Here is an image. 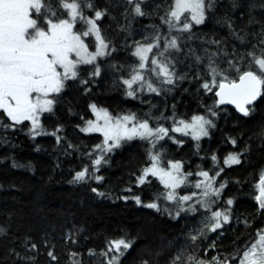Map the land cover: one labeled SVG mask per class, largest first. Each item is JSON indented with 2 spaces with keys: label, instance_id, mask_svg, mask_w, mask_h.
<instances>
[{
  "label": "snow or ice",
  "instance_id": "obj_1",
  "mask_svg": "<svg viewBox=\"0 0 264 264\" xmlns=\"http://www.w3.org/2000/svg\"><path fill=\"white\" fill-rule=\"evenodd\" d=\"M123 2L130 6V11L128 7L124 8L121 15L125 17L126 25L118 24L117 27L129 37L134 35L132 26L138 18L147 16L151 19L161 7L157 4L148 11V0ZM228 3L229 7L217 13L218 0H168L164 13L159 15V24L142 26L144 35L139 40L133 39L129 43L126 39L124 47L125 50L131 49L130 62L108 64L114 76L118 77L113 82L124 87V94L133 98L142 92L161 95L165 90L171 91L177 81L195 80L199 82V88L215 94L213 104L202 106L204 112L194 113L185 119L177 117L173 105L171 116H165L162 112L158 117L146 114L141 118L134 112L113 115L107 108L93 102L88 104V109L95 119L84 120L82 116L83 126L76 125L84 133H100L102 140L84 154L91 160V168L87 164L83 165L81 170L75 171L69 183H86L93 178L97 182L102 181L104 177L98 171L108 163V157L113 151L134 139L145 141L148 147L144 165L138 174L131 173L135 179L130 180V185H145L150 177H154L164 190L155 192L146 203L139 195L131 199L137 205L143 204L161 214L167 213L172 219H176L182 212L195 213L202 209L204 216L200 226L186 233V242L193 246L198 241H206L209 233L215 234L218 230L220 239L224 234V226H230L234 198L230 196L223 199L222 191L227 181L217 179L224 172V167L218 163L219 158L214 151L210 157L212 166L205 170L197 165L200 170L195 172L196 179L192 181L190 177L193 173L184 171L181 160L169 159L164 164L163 152L157 149L165 138L177 144L184 142L177 140L173 133L191 136L197 142L201 137L209 136L210 129L216 127L218 105L225 102L234 105L238 113L250 118L255 114L258 98L264 99V14L257 19L254 12L259 8L264 13V0H260V3H256V0H228ZM120 6L109 3L99 7L95 0H0V127L5 133L18 126L23 128V122H29L30 127L25 130L30 137L46 134L54 136L58 145L62 143L65 138L59 133L63 131V125L57 124L53 131L46 132L41 116L53 111L57 94L67 87L66 82L79 80L87 93L89 82L101 76L102 65L111 60L116 51L114 42L107 38L101 23L105 16L114 20L110 9ZM237 11L240 13L239 18L235 16ZM210 16H213L216 25L227 29V35L205 41L214 45V50L204 48L201 55H196L192 48L183 52L181 40L193 39V27L203 25ZM245 16L246 23L237 27V19L243 21ZM249 26L255 27L249 30ZM205 35L200 36L202 41ZM230 42L231 50L227 47ZM182 52L185 60L180 59ZM189 56L194 61L187 63L188 70L179 71V66L184 65ZM205 59L207 63H204ZM193 68L196 69L194 73ZM84 73L86 76L82 79ZM5 118L8 123L4 122ZM162 120L171 121V128L165 127ZM258 137L264 141V125ZM3 141L8 142L6 138ZM226 143L235 146L238 141L229 136ZM196 146L199 148V144ZM68 149L78 152L79 145L69 141L66 155L71 154ZM261 149L264 150V143ZM250 151V144H246L239 152L230 151L225 155L223 164L240 165ZM13 166L17 165L14 163ZM181 186H190L193 190L179 195L177 189ZM253 187L256 191L254 200L258 206L257 211L264 213V168L260 169ZM127 191H131V187ZM91 192L97 196L105 195L97 187H92ZM120 198L129 199L128 196ZM161 198L170 203L162 207ZM221 202L223 206H220ZM244 226H251L248 218H245ZM4 232L5 228L0 226V233ZM80 234L81 230L70 231L63 237L64 242L78 245ZM255 237L254 240H246L242 246L238 244L240 237H237L234 252L223 255L218 253L212 255L210 260L199 256V248L196 252H189L186 243L181 245L168 264H229L230 261L231 264H237V259L238 264H264V227L256 229ZM135 240L126 232L114 239L107 238L105 247L100 250L105 264H122V257L131 250ZM21 244L25 249L24 254L9 247L0 264H7L9 257L13 264H36L37 257L28 252H38L39 246L27 236ZM44 244L48 245L49 241L46 239ZM209 248L216 249L217 241H213ZM55 249L54 244L47 249L50 264H59L60 258ZM203 251L207 253L208 248ZM95 254V249H88L89 256ZM68 259L69 264H84L81 254L70 249ZM138 264H153V261L140 259Z\"/></svg>",
  "mask_w": 264,
  "mask_h": 264
},
{
  "label": "trees",
  "instance_id": "obj_2",
  "mask_svg": "<svg viewBox=\"0 0 264 264\" xmlns=\"http://www.w3.org/2000/svg\"><path fill=\"white\" fill-rule=\"evenodd\" d=\"M95 2L99 7L109 3L122 5L110 9L114 20L105 16L101 23L107 38L114 42L116 51L112 59L102 65L101 76L87 85L89 92L84 91L85 86L81 85L79 80L68 81L67 87L57 94L53 111L42 114L46 132L53 131L57 124L63 125V131L59 133L65 138L62 143L58 145L54 136L46 134L30 137L25 130L30 127L28 122H23V128L18 126L16 129H8L7 133L0 127V226L5 228V232L0 233V261L4 260L6 249L9 247H14L24 254L25 249L21 241L25 236L30 237L32 242L39 246L38 252H28L29 255L37 257L36 264H50L47 249L53 244L56 245L55 251L60 258L59 264H69V249L80 253L84 264H105L100 255V250L105 247V240L117 238L122 232L130 233L131 237L136 238L134 246L122 257V264H138L140 259H149L153 264H168L181 245L186 243L189 252H196L199 248V256L210 260L212 255L234 252L237 247L234 241L237 237H240L238 244L241 246L249 238L254 240L256 229L264 227V213L257 211L258 206L254 200L256 191L253 187L260 169L264 168V150L261 149L264 141L258 137L261 126L264 125V99L258 98L255 114L250 118L243 117L232 108L216 106L219 109L215 118L216 127L210 129L209 136L197 142L193 141L191 136L174 134L177 140L184 142L177 144L165 138L157 149L162 150L163 159L181 160L193 175L200 170L197 165L209 169L213 164L211 154L214 151L217 153L218 163L224 167V172L217 179L227 181L222 197L224 200L230 196L234 198L230 226H224V234L220 239L218 230L215 234L209 233L206 241H198L195 246L186 242V233L200 226L204 216L202 209L195 213L182 212L176 219H172L167 213L161 214L144 207L143 204L137 205L131 199L132 196L139 195L146 203L152 199L155 192L164 190L153 177H150L145 185H130V180L135 179L131 173L138 174L144 165L148 147L145 141L134 139L113 151L108 157V163L102 165L98 171V174L104 177L102 181L97 182L93 178L86 183H69L75 171L81 170L83 165L87 164L91 168V160L84 154L102 140L100 135L83 134L76 127L84 123L82 116L84 120L91 118L89 103L94 102L115 115L134 112L141 118L146 114L158 117L162 112L165 116H171L175 105L177 117L188 119L194 113L204 112L202 106L213 104L215 99L214 92H205L195 80L177 81L171 91L165 90L161 95L142 92L135 98L126 96L124 87L113 82L118 77L114 76L108 64L130 62L131 49L125 50L124 47L126 39L129 43L133 39L139 40L144 35L142 26L159 24V15L164 13L168 0H148L146 10L150 11L157 4L161 7L151 19L147 16L138 18L133 23L134 35L131 37L117 27L118 24L126 25V19L121 13L125 7L130 11V6L124 4L123 0ZM256 3H260V0H256ZM226 7H229L228 0H218L216 12L222 13ZM254 12L257 19L264 14L259 8ZM239 15L237 11L235 16L239 18ZM246 21L247 16L243 21L237 19V27ZM253 27L255 26H249V30ZM192 33L193 39L181 40L183 52L192 48L196 55H201L204 48L215 49L214 45L205 41L226 36L227 29L216 25L213 16H210L203 25L194 26ZM202 34H207L204 41L200 39ZM231 44L232 42L227 45L229 50ZM183 52L180 54L181 60H185ZM193 61L194 58L189 56L187 62L179 66V71L188 70L187 63ZM204 63H207L206 59ZM200 67L203 70V64ZM195 70L193 68L192 72ZM85 76L86 73L82 74L81 78ZM4 122L8 123L6 118ZM161 123L168 128L171 126V121L162 120ZM229 136L237 139V145L226 143ZM250 137L253 139L250 140ZM3 138L8 142L5 143ZM69 141L79 145V151L68 149L71 154L66 155L65 149ZM246 144L251 145V151L245 155L240 165L223 164L228 152H239ZM14 163L17 166L14 167ZM92 187H97L105 195L97 196L91 192ZM129 187L131 191H127ZM123 196H128L129 199H121ZM165 203L170 202H164L161 198L162 207ZM220 206H223V202ZM245 218L251 221V226L247 228L244 226ZM76 230H81L78 237L80 243L66 244L63 237ZM85 237L88 239L85 240ZM46 239L49 241L48 245L44 244ZM213 241H217L216 249L209 248ZM90 248L95 249V255H88ZM205 248H208L207 253L203 251ZM7 264H13L11 257L8 258Z\"/></svg>",
  "mask_w": 264,
  "mask_h": 264
},
{
  "label": "rangeland",
  "instance_id": "obj_3",
  "mask_svg": "<svg viewBox=\"0 0 264 264\" xmlns=\"http://www.w3.org/2000/svg\"><path fill=\"white\" fill-rule=\"evenodd\" d=\"M94 50V49H93ZM92 114V113H91ZM113 115H115V114H113ZM90 119H95V117L93 116V115H91V118ZM27 123V122H26ZM28 124H29V122H28ZM29 126H30V124H29ZM81 126H83V124L81 125ZM170 128H171V126H170ZM83 134H98V135H100L101 136V134L100 133H95V132H92V133H84V132H82ZM174 134H177V135H183L182 133H173L172 135L174 136ZM101 138H102V136H101ZM203 137H201V139H202ZM200 139V140H201ZM169 159H163V163L164 164H166L167 163V161H168ZM206 170V169H205ZM184 171L185 172H189L188 171V169H187V167H185V165H184ZM154 178V177H153ZM156 179V178H155ZM196 179V177H195V175H193V178H192V176L190 177V180H192V181H194ZM157 180V179H156ZM158 181V180H157ZM158 183H159V181H158ZM160 186H162V185H160ZM218 186V185H217ZM163 187V186H162ZM186 190H189L188 192H191L193 189L189 186V187H185V186H181V188H179V189H177V192L178 193H181L182 195H184V194H186V193H188V192H186V193H184V191H186Z\"/></svg>",
  "mask_w": 264,
  "mask_h": 264
},
{
  "label": "water",
  "instance_id": "obj_4",
  "mask_svg": "<svg viewBox=\"0 0 264 264\" xmlns=\"http://www.w3.org/2000/svg\"><path fill=\"white\" fill-rule=\"evenodd\" d=\"M214 96H215V94H214ZM220 106H225V107H231L233 110H235L236 111V109H235V106L234 105H231V104H228V103H224V104H221ZM237 112V111H236ZM238 113V112H237ZM241 114V113H240Z\"/></svg>",
  "mask_w": 264,
  "mask_h": 264
}]
</instances>
